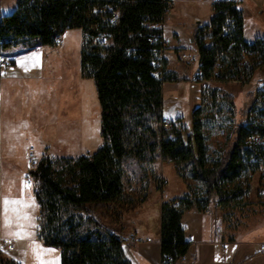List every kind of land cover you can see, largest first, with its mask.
Segmentation results:
<instances>
[{"label": "trees", "instance_id": "1", "mask_svg": "<svg viewBox=\"0 0 264 264\" xmlns=\"http://www.w3.org/2000/svg\"><path fill=\"white\" fill-rule=\"evenodd\" d=\"M172 8L171 0H18L12 13L0 17V56L18 47H58L67 31L83 32L81 73L96 87L103 144L78 158L46 156L30 172L40 206L38 239L61 251L62 264H131L126 239L94 227L89 211L94 204L107 206L118 224L148 200V187L125 190L130 159L143 165L162 157L175 164L185 184L191 180L200 185L199 194L188 186L183 197L162 204V264H177L190 249L182 223L187 211L203 213L213 203L224 208L241 201L244 185L264 166V144L250 140L264 139V83L242 125L234 120L233 97L209 88L203 90L202 106L194 111L186 138L182 126L161 125L164 84L180 80L167 70L166 58H159L168 50L162 25ZM103 37L105 45L100 44ZM192 39L199 56L198 83L250 84L264 68V39H246L237 1H214L210 17L196 26ZM1 72L0 63V77ZM220 95L229 106L234 131L230 147L211 160L201 116H209L213 106L220 109ZM0 264L22 263L0 252Z\"/></svg>", "mask_w": 264, "mask_h": 264}, {"label": "rangeland", "instance_id": "2", "mask_svg": "<svg viewBox=\"0 0 264 264\" xmlns=\"http://www.w3.org/2000/svg\"><path fill=\"white\" fill-rule=\"evenodd\" d=\"M17 2L18 0H0V17L12 13ZM259 6L256 0L239 2L245 17L247 40L253 41L261 31L264 32V24L260 22L261 17L256 11ZM183 8L178 4L167 14L162 25L164 38L168 43V50L164 53L169 63L168 69L180 79L175 83L164 84L163 118L182 126L180 129L186 138L187 131L193 127V113L202 106L203 90L209 88L218 89L223 96L233 97L234 120L238 125L244 124L249 109L257 100L258 81L264 76V71L255 74L254 80L257 82L245 85L238 82H196L199 56L192 39L195 25L192 16H186ZM207 10L210 11V8ZM82 44L81 30L67 31L63 41L59 43L60 47L47 55L46 71L35 76V92L30 87H9L4 104L0 99V106L4 105L5 110V131L10 128L16 133L14 140H7L4 144L7 149L12 147L9 156L21 169L30 166L26 159L29 146L35 147L37 160H42L45 154L55 160L93 154L103 144L101 108L96 87L93 80L84 79L81 73ZM23 49L27 51V48ZM9 75V70L7 74L3 73L0 86L11 84ZM32 82L34 81H25L23 85L33 84ZM222 95L219 97L221 101H216L221 106L220 109L213 106L209 116H201L205 122L204 132L211 160L218 158L232 143L229 140L234 131V122ZM9 156L5 154L3 161L0 156V166L8 167ZM33 182L36 191L37 183L34 179ZM161 182L166 183L165 186L161 187ZM124 184L127 193L143 191L148 187V202L125 214L123 222L118 224L109 217L107 206L91 205L90 215L97 223L94 227L101 225L100 227L119 232L125 228L129 230L127 228L130 226H137L146 232L153 231L161 219V206L165 201L183 197L188 186L194 192L200 193L199 184L191 180L185 184L179 177L175 164L162 157H158L154 164L143 165L128 160L125 163ZM244 186L247 192L241 201L224 208H218L213 203L207 213L203 212L205 225L201 229L200 237H206L213 248L219 247L221 256L226 257L228 252L229 256L234 254L236 260H240L237 264H264V252H259L264 245V166ZM211 216H214V221ZM217 222H221L222 235L227 243L225 254L215 241ZM210 229H213L212 241ZM3 254L6 257V253Z\"/></svg>", "mask_w": 264, "mask_h": 264}, {"label": "crops", "instance_id": "3", "mask_svg": "<svg viewBox=\"0 0 264 264\" xmlns=\"http://www.w3.org/2000/svg\"><path fill=\"white\" fill-rule=\"evenodd\" d=\"M171 1H173V8L170 10V12L173 11L178 4L182 5L184 7L183 10L185 15L188 17L192 16V20L194 21L193 23L195 25V31L196 26L200 24L202 20L210 17L211 4L214 1L219 0ZM234 1L243 3L245 0ZM256 1L260 4V6L256 8L258 16L261 17L259 20L264 24V0ZM207 8H210V11H208ZM201 9H203V13H201ZM256 26L259 27L258 24ZM64 37L65 34L62 36V38L64 39ZM259 38L264 39L263 31H261V34L257 35L253 41ZM248 41L253 42L251 40ZM59 47L40 46L33 48L31 51H24L23 47H18L4 53L7 58L13 61V66L11 68L2 70L1 72L0 78H2L3 73L7 74V70H9L10 75L8 80H11V84H1L0 86V99L2 104H4V98L9 87H30L35 92V76L46 71L47 55L53 53V50ZM168 66L169 63L167 64V70L171 71L168 69ZM263 71L264 69L259 70L256 73H262ZM25 81L34 82H32L33 84L24 86L23 83ZM252 82L257 81L253 79ZM263 83L264 76L258 81L259 87ZM4 112V105H2L0 106L1 161H3V156L5 154L9 156L12 150V147L7 149L4 142L7 140H10L9 142H11L16 136V133L11 131L10 128L8 131H5ZM163 116H165L164 113ZM65 152H67V150ZM43 156L46 157V154ZM8 159L9 163L7 168L3 165L0 166V236L3 239L13 241L16 250L12 253H6V257L22 264H42V262L43 264H47V262H58V264H62L61 251L57 248L45 246L43 242L38 239L40 206L37 202L34 188H27L26 184V178L30 176V172L33 170L30 166L22 169L19 168L17 162H15L11 156H9ZM38 162L40 163L41 159H38ZM4 200L21 201L22 203H9L7 205L8 211L5 213L3 205ZM147 202L148 200L144 204ZM13 209H18V211H13ZM204 216V213H200L194 209L187 211L184 214L182 223L186 228V237L191 246L187 255L177 264H237L240 260H236L234 254L229 256L228 252L226 257L221 256L219 247L213 248V246L208 243V239L206 237H200L201 229L205 225V220L203 219ZM211 217L212 221H214V216ZM130 224H132V222H130ZM6 225L9 227V229ZM161 226L162 206L161 219L158 221V226L153 231L146 232L144 229H138L137 226H130L127 228L129 230H126L125 228L119 232L113 229L109 230L126 239L124 251L126 257L131 261V264H162ZM17 233L19 236L15 235ZM210 238V241H212L213 229H210Z\"/></svg>", "mask_w": 264, "mask_h": 264}, {"label": "built area", "instance_id": "4", "mask_svg": "<svg viewBox=\"0 0 264 264\" xmlns=\"http://www.w3.org/2000/svg\"><path fill=\"white\" fill-rule=\"evenodd\" d=\"M59 41L62 42V37L59 38ZM106 43H107V39L105 37H103L100 40V44L105 45ZM164 53L162 52V54L159 56V58L161 60L165 57ZM0 63H1L2 68H4V69H8V68H11L13 66V61L11 59L7 58L5 55L0 56ZM156 65L157 64L154 63V66H156ZM157 76H158V74H156V77ZM161 125L164 126L165 128H171L172 127V121L163 118ZM252 139L256 140L259 144H264V139H262V138H259V137L250 138V140H252ZM27 159H28V162L30 164L31 169L32 170H36L38 165H39V162L37 160L35 147H29L28 154H27ZM26 184H27V188H34V182H33V179H32L31 176H28L26 178ZM205 212L207 213L208 210L205 211ZM214 234H215L216 243L220 245V247L223 250V254H225V251H226V248H227V246H226L227 243L224 241V237L222 235L221 222L215 223V232H214ZM15 250H16V247H15V244H14L13 241L3 239L0 236V252H2V253H12ZM259 252H261V253L264 252V245H262L260 247V251Z\"/></svg>", "mask_w": 264, "mask_h": 264}, {"label": "snow or ice", "instance_id": "5", "mask_svg": "<svg viewBox=\"0 0 264 264\" xmlns=\"http://www.w3.org/2000/svg\"><path fill=\"white\" fill-rule=\"evenodd\" d=\"M9 203H11V204H20L22 202L21 201H8V200H4L3 201V205H4V211H5V213L8 211L7 205ZM13 211H18V209H13ZM15 235L19 236L18 233L15 234ZM49 251H51V250H49ZM42 264H43V262H42ZM47 264H58V262H47Z\"/></svg>", "mask_w": 264, "mask_h": 264}, {"label": "water", "instance_id": "6", "mask_svg": "<svg viewBox=\"0 0 264 264\" xmlns=\"http://www.w3.org/2000/svg\"><path fill=\"white\" fill-rule=\"evenodd\" d=\"M192 42H193V40H192Z\"/></svg>", "mask_w": 264, "mask_h": 264}]
</instances>
